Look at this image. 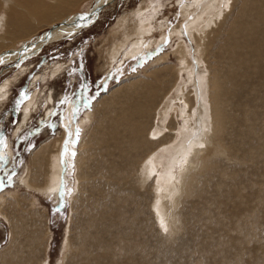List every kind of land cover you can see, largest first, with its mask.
<instances>
[{"label":"rangeland","instance_id":"rangeland-1","mask_svg":"<svg viewBox=\"0 0 264 264\" xmlns=\"http://www.w3.org/2000/svg\"><path fill=\"white\" fill-rule=\"evenodd\" d=\"M241 1L242 4H249V3L250 4L249 7L246 6V9L244 10H240V9L237 10V13L239 10L242 11L238 13V15L242 13L241 15L244 16L243 17L241 15L237 16L239 17V19L237 18L236 21L233 22V26L234 24L237 23L236 24L237 29L234 33L232 32L234 35L230 36L231 38L229 39H233L236 34L237 38H234L236 39V42L234 41V43L232 44H236L238 48H236L235 46V48L231 50L232 53L231 51H229L231 54L230 56L229 54L224 55L228 57H224L219 54H221L223 48L222 45L223 44L226 45L228 42L227 40H223V38L228 39L226 37H229L230 32L228 31V29L230 28V19L220 14L216 15L215 21L206 22L202 27V28L204 27L206 28L208 25L212 27V28L207 27L205 29L206 35L209 36L206 39V42H208L206 46L209 47L213 45V47H217V52L214 51L212 47H210L208 51H205V54L203 56L201 55L200 57L199 56L200 54H198V56L200 57L198 58V56L196 55V50H195L196 47L194 41H191L189 38L187 39V37H189L188 35L187 36L183 35L185 37L182 36V40L184 42V47H186L187 49V50L185 49V52L188 54L186 60L178 56L179 53H175V52H179L176 47L178 40L176 37L172 36L173 33L172 31L175 29H179V24L182 21V15L179 14L181 13L180 12L182 10L181 8L183 7L184 4L189 5L191 1L161 0V3L163 2L162 4H164V6L160 9L158 8L155 9L157 16H155V19L153 20L154 28L152 29L151 34L149 35L150 46L148 48L147 47L143 48L144 51L142 50L141 52L134 53L133 56L132 55L127 56L126 54L123 57V55L129 51V48L127 47L126 50L119 51L118 54L120 55L117 57L118 59L117 61L108 60L107 54L108 52H112V51L111 50L107 51L108 47L106 46L111 39H115L119 35L117 32L118 27L122 23L124 24V22H129V23L133 22L135 17L131 18V16L132 15L135 16L139 12L145 11L148 14L152 13V10H150L149 7L151 2H152L151 7H153V9L158 4V3L156 4L157 0H114L110 4L106 5L103 9H101L97 14V16L93 19L91 24L86 28L73 31L72 33L63 32V34L61 33L60 35L58 34L54 36L52 35L53 37L51 36L52 38H50V41L47 42L45 45H43L40 48V50L37 51L36 53L28 54L25 59L20 61L17 60V57L16 58L14 57L15 58L14 60L11 59L10 61L3 62L0 65V96L1 97L3 95L6 96V98L0 99V190H2L4 193L15 191L14 189H16V187L17 190L19 189L21 190V188H18L20 187L19 184L20 179H23L26 173L27 163L29 162V157L30 154L33 152V149H35L40 143L45 142V140L47 141V139L50 138L49 136H53L54 138L58 137L59 133L64 131L63 125L67 127L66 134L69 133L68 134L69 136L68 135L67 136L68 138L71 139V143L73 144L69 156L70 163L67 162V164L69 165V167L67 165L68 169L72 171L68 170L69 172L65 174L66 180L63 181V184L61 186L63 188L57 192L56 201H54L55 200L54 197L51 198L49 196L48 197L45 196L46 193L44 192L38 193L36 195L37 197H35V202L37 204L36 209L42 211L43 212L42 214L44 215V219L42 220V223L40 222L39 225H37L38 235L36 234L37 236L35 237V241H38L36 239L37 237H39L40 234L39 246L37 247L36 244V247L40 249L38 264H62V263L74 264L76 262V257L74 259H71L72 252H70V250L72 251L73 248L72 243L74 241V236L76 235L77 230H80V225H82L83 222H82V217L79 214L81 210L78 209L76 211L77 215H75L74 217L75 220L71 221L70 224V219L73 213L72 202L70 201L74 198L73 195L77 187L75 185L76 184L75 174L73 173H75V162L79 150L78 145L80 143V139L84 131L86 130L85 128H87L86 125H88L87 121L83 122L82 120L93 110L94 104L98 101L99 97L107 94L103 99L106 100L111 99L112 97H114L113 96L114 93L120 92V90L118 91L114 90L115 91L114 92L113 88H115V86H117L123 80L129 79L131 77L133 80L136 78V80L140 82V85H142V87L146 89L149 88L154 89V87L156 86L157 87L163 86L164 95L161 94L162 95L161 96L159 93H157L156 89L154 92V103H152V107L155 105L154 108L156 112L158 110L157 108H159V106L162 104L160 103L161 102L160 100L163 101L165 97L172 96V98L170 97V99H168L172 101V99L176 98L177 97L176 95L179 94H183L181 95L183 100L181 99V97L178 96L177 100L176 99L173 100V103L176 101L173 106L175 108L176 107L179 108L178 101L179 102L182 101L185 104H187L188 108H191V110L194 109L195 104L194 105L192 104L193 89L191 88L190 84L188 85V80L186 76L187 74L185 69L184 70L181 69L183 67L182 64L183 63L185 64L187 60H188L187 62L188 64H192L194 60L196 61L198 60L199 63L203 61L199 67L198 64L195 67L194 65L195 63H193V70L197 69L195 71H198L200 73H202L203 71V73H205L204 79L206 82L203 80L202 88H204L203 101L207 103L204 102L203 103L204 105L206 104L205 108L208 117V132L210 133V137L212 138H213V134H212L213 125H211L212 122H210L211 117L209 114V102L206 100L209 97V88L207 84V74L209 72V69L211 71H214V73L216 72L218 74L217 78L219 79V82L222 83V84L220 83V90L222 92L218 90L219 91L218 95L220 94L219 96L222 97L220 98L218 96L219 97L218 100L220 99L221 101H223L227 97H229L226 100L227 104H225L226 102L224 101L221 102L220 100L218 101L219 103L218 102L216 103V105L219 106L220 108V109L218 108V111L220 110L219 113L220 118L224 114L222 118H224L223 121L225 124L223 123L224 126L223 125L221 126V132L219 138H222L220 139V144L224 147L226 156L223 158L219 157L218 159H214L215 162L214 160H212L211 165L209 164L207 168L203 169V171H200L199 173H197L198 172L197 169L199 168V163H198L199 161L192 160L194 166L198 165V167L196 166L193 170L195 173L192 174L194 178L191 180L195 182V187L194 190H192V196L189 197L190 199L181 200L182 189L180 187L174 188L175 180L178 179L179 173L183 170V168H186L189 165H187V163L184 162L182 167L181 165H179L169 170L167 172L166 177L167 179H170L169 180L170 183L166 185V187H163L161 181L163 182L164 180L162 175L163 172L162 169L164 168L163 165L165 164V160L164 159L161 160L160 151L158 153L157 151L161 147L173 146V144H175L174 141H176V137L174 135H170V134L167 135L166 132L164 133L166 134L164 137H166L167 143L164 144V146L157 147L156 151H154V153L156 154L154 158V162L155 160L157 161L156 167L158 170L156 171L155 169V171L158 174L154 175L155 176L154 179H156L160 184L154 183L153 186H151L152 187L151 189L154 188V195L151 200L153 204V209L148 210L150 216V225L148 228L142 231L143 234L148 235L147 243L145 242V238L143 237L142 241L139 239L138 241L139 249L137 248V252L138 254H140V257L144 259L146 255L148 259L143 262V260H141L140 257L139 259L134 258L133 263L137 264L138 262V264H142V263L143 264L146 263L148 264H234V263L239 264L241 260L240 264H243L244 262L246 264H264V158H263L264 157L263 155L264 154V139H263L264 138V131H263L264 130L263 127L264 126L263 125L264 124V111H263L264 110V97H263L264 96V92H263L264 89L263 87L264 86V70H263L264 69L263 67L264 66V56H263L264 55V45H263L264 44V31H263L264 30V23H263L264 0H259L260 2L258 0H253L255 2H253L252 0H248V1L246 0L247 2L243 0ZM257 1L259 2V5ZM81 2H79L78 5L79 7L76 6L73 9L74 11L72 10L70 12L71 15L68 14L67 16L62 18L63 20L62 19H60V21L57 20L51 23L49 26L35 31L30 37L19 42L18 44H14V46H12L9 50L1 51L0 55L8 51H17L23 47L25 49L28 48V46L33 45V43L40 36H42L44 32L47 31L49 28L59 25L69 16H73V15L81 16L84 14H88L99 4V2H101V0H87V1L85 0V2L83 1ZM235 2L236 0H229L230 3L229 8L231 7V3L233 6L229 12L233 13L235 11V7H234ZM260 5L263 6L261 7L262 10L260 8ZM256 6L257 8L258 7L259 8L257 9ZM253 7H255V10H253L254 9ZM258 10L260 12H258ZM253 13H255V15ZM250 15H252L253 17H251ZM189 20H192V18H190ZM223 21L225 22V24ZM257 23H260V26L259 24L257 25ZM222 29L224 30V32L222 31ZM256 29H258V31H256ZM238 31L241 34L240 35L241 38H239L240 36ZM244 32H246V34ZM243 34H245V36H243ZM114 35H116V37ZM191 35H194V30H192ZM211 36H212V40L210 38ZM136 37L137 34H135L134 38ZM161 38L163 39L162 42H161L162 40ZM239 39L241 42L239 41ZM243 39H245L243 41L244 43L242 42ZM152 41H154L155 43ZM188 41L190 42L188 43ZM214 41L216 42L215 44ZM218 42L221 43L219 44ZM237 42L239 43L237 44ZM245 45L247 46V49L244 48ZM228 46H231V44H228ZM113 47L114 46H112V49H115ZM192 47H194V49ZM250 48L253 51H251ZM241 49H243L244 54L242 53ZM188 50L192 52L190 53ZM122 51L124 52L126 51V52L124 53ZM254 51L256 55L258 53L259 54L256 56L255 53H253ZM239 52H241L242 55L239 54ZM163 54L164 55L168 54L167 64L164 61L157 60L163 57ZM216 54L218 55V57ZM219 56L222 57V59ZM205 60H207V62ZM149 65L151 67H149ZM155 65L164 66L163 69L164 71L159 73L158 72L159 70H157L156 72H154L153 67ZM145 66L146 68H144ZM53 71H56L55 75ZM245 72L247 73V75ZM149 73L152 74L155 73V74L151 75ZM149 79L152 80V86L151 83L148 82ZM254 79H256V81ZM239 84L241 85L243 84V85L241 86ZM126 85L124 84L120 89L126 88ZM247 85H249V88ZM257 85H258V89H257ZM183 86H185V93H183L182 91ZM245 86H246V90H245ZM173 88H175L176 90L175 89L173 90ZM207 89L208 91H205ZM171 90L173 93L171 92ZM111 91L113 92V95L111 94ZM224 91L225 92L227 91L226 95ZM239 91L240 93H238ZM253 92L256 95H251L253 94ZM37 93L41 95V102L37 103L35 111L32 112L31 114L30 120L26 123V126H24L23 129H21L20 131L19 127H21V125L23 124V117H24L23 113L25 112L24 110L26 108V105L32 100L34 94ZM155 93L159 96L157 97ZM236 93L240 97L236 96L237 95ZM49 94L51 95V103L48 102V98H47ZM206 94H208V96ZM108 95L110 96L108 97ZM256 96L257 99H255ZM248 97L249 98L251 97L252 99H249ZM185 98H188V100H185ZM236 98L239 100V104H237L238 101L236 100ZM103 99L101 100L100 103L105 101ZM235 101H237L236 104ZM252 101H256V102L254 103ZM12 102L14 105L17 102L16 104L17 106L15 108V117L13 118L12 121H10L9 106L12 104ZM105 104L106 103H104V105ZM69 106L71 107L70 112H68ZM103 107L101 106V108ZM234 107H236V110ZM228 108H230L229 110L231 111V113L232 111L234 112L231 114ZM188 110L189 109L186 110L187 113ZM241 112H243L245 115L242 113L243 115L242 116ZM250 113H252V115ZM227 114L229 115L227 116ZM247 114L249 115V118ZM225 115H226V120L229 117L227 120L229 123L226 122L224 117ZM251 117L253 119H251ZM176 119L178 120L177 123H179L180 125L181 121L179 116L175 115V112H173L170 118V125L172 121V125L175 126V129H177L176 127L177 123L175 122ZM249 122L251 123L247 124ZM252 124H254L253 130L251 129ZM254 129L256 130V133ZM252 131H254L253 134ZM233 132H235V134ZM229 133L231 134V136L228 135ZM157 135L158 134L153 133V137ZM226 135L231 137V139ZM232 135L234 136V138H232L233 137ZM158 137L160 136H157L156 139ZM226 137H228L229 139ZM202 139L200 138L201 142L204 141ZM225 140L228 141L225 142ZM49 142L52 143L53 141H49ZM233 147H235L236 149ZM199 149L201 152L199 151L198 156L201 157L202 159V157H204V154L203 156L201 154L202 153L206 154L209 148L207 150L206 145H201ZM41 154L43 155V159L40 161V163H41V172H43L47 170L45 168L46 167L45 163L49 158V153L47 151H43ZM158 165H161L162 168L158 167ZM212 165L213 166L215 165L214 168ZM226 165L229 166L227 167ZM216 166H218L217 169L219 171L216 169ZM226 170L227 172L229 170V172L227 173ZM211 173L212 175H210ZM91 174H93L92 169H91ZM21 175L23 177H21ZM208 176L209 179H207ZM221 176L223 177L221 178ZM72 178L74 180H72ZM140 180L142 181L141 175H140ZM202 180H204L205 182ZM252 180L255 182V184ZM40 181H42V178L40 179ZM206 183H208V185ZM20 190L19 192L27 195V197L29 196L28 192H26L25 190H21V191ZM2 191L1 193H3ZM176 191L179 194L175 195ZM219 192H220L219 195H221L222 197L218 195ZM228 192L230 193L226 195ZM233 193L236 194L233 195ZM161 195H163L162 198L160 197ZM69 197L71 198L68 199ZM149 197L150 196H148V199ZM60 198L62 199L61 203H59ZM235 199H238L239 201ZM163 200L165 201L163 202ZM167 207H169L170 210ZM218 208L221 209L218 211ZM229 212H230V217H229ZM227 215L228 217L226 218ZM238 215L241 217V219L240 217H238ZM203 216H204V220H203ZM162 222L165 223L162 224ZM238 226L239 228L240 227L241 228L240 229L237 228ZM252 229L254 230L252 231ZM246 230L248 231L246 232ZM167 233H171V234H167ZM22 239L23 236L20 237V240ZM235 239H237V241ZM68 240L71 241L69 242L70 244L69 250H68ZM66 241L67 244L65 243ZM7 243H8V229L5 223L3 222L0 223V250H2L7 245ZM29 243H30V238H27V245ZM242 244L244 247L239 246ZM45 246L47 247L46 250H45ZM78 246L79 244L77 245L76 243L75 245L76 248H74L75 251ZM65 247L67 249H65ZM206 247L208 249L204 251ZM242 247L243 250L241 249ZM150 249L151 251L154 249L152 253H150L151 252ZM260 249L261 252H259ZM225 252H228V254ZM257 252L259 255L257 254ZM212 253L214 254L216 253V254L213 255ZM244 253L246 256H244ZM228 256H230L231 260ZM140 260L142 261V263ZM149 261L151 263H149Z\"/></svg>","mask_w":264,"mask_h":264},{"label":"bare ground","instance_id":"bare-ground-1","mask_svg":"<svg viewBox=\"0 0 264 264\" xmlns=\"http://www.w3.org/2000/svg\"><path fill=\"white\" fill-rule=\"evenodd\" d=\"M81 1L85 2V0H0V52L9 50L12 46H14V44H18L19 42L30 37L35 31H37L41 28L47 27L51 23H53L57 20L60 21V19L67 16L68 14H70V12L76 6H78L79 2H81ZM107 1L108 0H106V2ZM189 1H191V3L189 5L184 4L183 7L181 8L182 10L180 9L181 13H179V14L182 15V21L179 24V29H175L172 31L173 32L172 36L176 37L178 40L176 47H177V50L179 52H175V53H179L178 56H180L182 59L186 60L188 53L185 52L186 47H184V42L182 40L183 35H185V36L188 35L189 37H187V39L189 38L191 41H194L197 56H198V54H200L199 55L200 57H201V55L203 56L205 54V51H208V49L210 47H212L214 49V51L217 52V47H213V45H211L209 47L206 46V44L208 43V42H206V39L209 36L206 35L205 29L207 27H210V26L208 25L206 28L205 27L202 28V27L206 22L215 21L216 15L220 14V15L230 19V28L228 29V31L230 33H229V37H226L228 39L223 38V40H227L228 42L226 45L221 44L223 46V48H222L221 54H219V55L224 56L225 54H229V56H230L231 54L229 51L233 50L235 48V46H236V48H238L236 44H232V43H234V41L236 42V39H234V38H237L236 34H235V37L233 39H229V38H231L230 36L234 35L233 33L237 29L236 28L237 23L234 24V26H233V22H235L237 18L239 19V17H237V16L242 14L241 13L238 15V13L242 12L240 10L246 9V6L249 7L250 3L249 4H242L241 0H236L235 5H234L235 11L232 13V12H229L231 10V8L233 7L232 3H231V7L229 8V4H230L229 0H189ZM243 1H246V0H243ZM103 2H104V0H101V2H99V4L92 11H94V10H96V8L100 7ZM253 2H255V1H253ZM259 2H258V5H259ZM162 3H161V0H157V2H156L157 6L153 9V7H151V4H152V2H151L149 7H150V10H152V13H150L151 11L149 12L150 14H148L145 11L139 12L135 16L134 15L131 16V18L135 17L134 20L132 19L133 22H131V23L124 22V24L122 23L123 25L121 24L118 27L117 32L119 35L117 37H116V35H114L116 38L111 39L110 42H108V44L106 46V47H108L107 51L108 50L112 51V52H108V54H107L108 60L117 61L118 60L117 57L120 55V54H118L119 51L126 50L127 47L129 48V51L128 52L125 51L126 53L124 51H122L125 53L123 55V57L126 54H127V56H131V55L133 56L134 53L141 52L143 50V48H146V47L148 48L150 46L149 35L151 34L152 29L154 28L153 20L155 19V16H157L155 9L156 8H158V9L162 8L164 6V4H162ZM263 6L260 5V8ZM253 8H254L253 10H255V7H253ZM256 8H257V6H256ZM238 9H240V10L237 13ZM261 10H262V8H261ZM92 11H90V12H92ZM258 12H260V11L258 10ZM253 14L255 15V13H253ZM85 15L86 14L81 15V16L80 15L69 16L66 20H64L63 22H61L59 24V25H62L61 27H58L54 31H52L51 36L52 35L54 36L56 34L60 35L61 33L63 34V32L64 33H72L73 29L71 28L70 25L77 26V25L83 23L85 21V19H84ZM250 16L253 17L252 15H250ZM190 18H192V20H189ZM242 20H244V19H242ZM263 20H264V18H263ZM65 22H66V24H63ZM263 23H264V21H263ZM224 24H225V22H224ZM258 24L260 26V23H257V25ZM59 25H57V26H59ZM57 26H55V27H57ZM226 26H227V24H226ZM52 28H49L48 30H50ZM210 28H212V27H210ZM217 28H218V26H217ZM192 30H194V35H191ZM250 30H252V29H250ZM222 31L224 32L223 29H222ZM239 31H238V33H239ZM256 31H258V29H256ZM114 33H116V32H114ZM208 33H209V31H208ZM218 33H219V31H218ZM244 33L246 34V32H244ZM135 34H137L136 38H134ZM215 34H217V33H215ZM245 34H243V36H245ZM240 35L241 34L239 33V36ZM51 36H50V38L53 37V36L52 37ZM185 36H183V37H185ZM226 36H228V35H226ZM248 36H250V35H248ZM43 38L44 37L38 38L33 43V45L28 46V48H26V49L23 47L17 51H8L6 53H3L2 55H0V65L3 62L10 61L11 59L14 60L16 57H17V60L20 61V60L25 59L28 54L36 53L37 51L40 50V48L43 45H45L47 43V41H43ZM50 38L48 39V42L50 41ZM210 38L212 40V36ZM239 38H241V36ZM213 39H215V38H213ZM244 40L245 39H243L242 42ZM247 40H248V38H247ZM162 41H163V39L161 40V42ZM239 41H240V39H239ZM152 42H154V41H152ZM189 42L190 41H188V43ZM186 43H187V41H186ZM215 43L216 42L214 41V44ZM238 43L239 42H237V44ZM246 43H247V41H246ZM228 44H231V46H228ZM253 44H254V42H253ZM216 45H218V44H216ZM112 46H114L113 48H115V49H112ZM242 46H243V44H242ZM245 46H244V48L247 49V46L246 47ZM255 46H253V47H255ZM192 48L194 49V47H192ZM250 49H248V50H250ZM220 50H221V48H220ZM239 50H240V48H239ZM241 50L243 53V49H241ZM188 51L190 52V50H188ZM251 51H253V50L251 49ZM17 52H20V54H17ZM231 53H232V51H231ZM253 53H255V51ZM104 54H106V53H104ZM239 54H241V52H239ZM255 55H256V53H255ZM199 56H198V58H200ZM217 57H218V55H217ZM224 57H228V56H224ZM245 57H246V55H245ZM220 58L222 59V57H220ZM230 58H232V57H230ZM252 58H251V60H252ZM167 59H168V54L167 55L163 54V57H161L160 59H157V60L158 61L159 60L164 61L167 64V61H168ZM205 59H206V57H205ZM184 60H182V61H184ZM205 61L207 62V60H205ZM253 61H254V59H253ZM187 62H188V60H187ZM187 62H185L186 65L184 63L182 64L183 67L181 69L182 70L185 69L186 74H187L186 76H187V80H188V85L190 84L191 88L193 89L192 90V92H193L192 93L193 94L192 104L193 105L195 104L194 109L191 110V108H188L187 104H185L182 101L181 102L178 101L179 108L176 107L177 108L176 109L173 106L176 101L173 103V100H175V99L177 100L178 96L181 97V99L183 100V98L181 96L183 94H179V95H176L177 97L172 99V101L168 100V99H170V97L172 98V96L165 97L163 101L160 100L161 102L160 101L159 102L162 104L159 106V108H157L158 110L156 112V110L154 108L155 105L152 107V103H154V92L156 89L157 93H159L160 95L161 94L164 95L163 86H160V87L156 86V87H154V89H151V88L146 89V88H143L142 85H140V82L138 80H136V78L133 80L131 77L129 79L123 80L121 83H119L117 86H115V88H113V91L114 90H116V91L120 90V92L119 93L116 92L113 95V92L111 91V94L114 96L111 99H109V100L103 99L107 94L99 97L98 101L94 104L93 110L82 120L83 122L87 121L88 125H86L87 128H85L86 130L84 131V133L80 139V143L78 145L79 150H78V155H77L76 162H75V173H73V174H75V180H76V184L75 183H73V184H75L77 187L75 186L76 189H75V193L73 195L74 198L70 201V202H72V212L73 213H72L71 219L69 218L70 224H71V221L75 220L74 217H75V215H77L76 211L78 209L81 210V212L79 214L82 217L83 224L80 225V230H77L78 228L76 229L77 232L74 230L76 232V235L74 236V241L72 243V245H73L72 251L70 250V252H72L71 253V259H74L76 257V262L74 264H135V263H133V259L134 258L139 259L140 254H138V252H137V248L139 246L138 241H139V239L142 241V238L144 237L145 242L147 243L148 235L143 234L142 231L149 227L150 216H149L148 210L153 209V204H152L151 200H152V197L154 195V188L151 189L152 188L151 186H153L154 183H159L156 179H154V177H155L154 175L158 174L156 172V171H158L157 167H156L157 161L155 160V162H154V158L156 155L154 153V151H156L157 147L164 146V144L167 143L166 137H164L166 135V134H164L165 132L167 133V135L168 134L174 135L176 137V141H174L175 144H173V146L161 147L157 151V153L160 151L161 160L162 159L165 160V164L163 165L164 168L162 169L163 170L162 175H163L164 180H163V182L161 181V184L163 185V187H166V185H168L170 183L169 182L170 179H167V177H166L167 172L169 170L173 169L175 166L181 165V167H182L183 163L186 162L187 165H189V166H187L186 168H183V170L179 173V177H178V179L175 180V185H174V188L180 187L182 189V193H181L182 199L181 200L190 199L189 197L192 196V190H194V187H195V182H193L191 180L194 178L192 174H194L195 172L193 170L196 166L198 167V165L194 166L192 160L199 161L198 162L199 168L197 169L198 170L197 173H199L200 171H203V169L207 168L209 164L211 165L212 160L218 159L219 157L223 158L226 156L224 147L220 144V139H222V138H219L220 132H221V126L224 123V121H223L224 118H222V116L224 114L222 115V112H221L222 116L220 118V114H219L220 110L218 111L219 106L216 105V103L220 100V99L218 100V98L222 97V96H219L220 94L218 95V92H219L218 90H220V83H221V82H219V79L217 78L218 74L216 72L214 73V71H211L210 69H209L210 73L208 72V74H207V84H208V88H209V97L206 100L209 102V114L211 117L210 122H212L211 125H213V127H212L213 138H212V137H210V133L208 132V117H207L206 108H205L206 104L204 105V103H207V102L203 101L204 100V95H203L204 88H202V83H203V80L205 81V79H204L205 73H203V71H202V73L195 71L197 69L193 70V63H195L194 64L195 67L197 66V64L199 67L203 61L201 63H199L198 60L197 61L194 60L192 64H188ZM209 64H210V62H209ZM110 65H111V63H110ZM161 65H155L153 67L154 72H156L157 70H159L158 71L159 73L164 71L163 70L164 66H161ZM149 67H151V66L149 65ZM144 68H146V66ZM144 68H142V69H144ZM150 71H151V68H150ZM254 71H255V69H254ZM53 72L55 75L56 71H53ZM141 72H143V71H141ZM149 74L154 75L155 73H153V74L149 73ZM246 75H247V73H246ZM155 78H156V76H155ZM254 80L256 81V79H254ZM148 82H150L151 86H152V80L149 79ZM124 84L125 85L127 84L126 88L123 87L124 89H120ZM261 84H262V82H261ZM239 85H241V84H239ZM247 86L249 88V85H247ZM237 87H239V86H237ZM2 88H4V87H2ZM261 88H262V86H261ZM174 89L175 88H173V90ZM236 89H235V91H236ZM252 89H253V87H252ZM257 89H258V85H257ZM245 90H246V86H245ZM182 91H183V93H185V86H183ZM205 91H208V89ZM251 91H253V90H251ZM171 92H172V90H171ZM226 92L224 91L225 95H226ZM249 92H250V90H249ZM263 92H264V89H263ZM206 93H208V92H206ZM228 93H229V91H228ZM238 93H240V91ZM249 94H251V93H249ZM206 95L208 96V94H206ZM251 95H256V94L253 92V94H251ZM109 96L110 95H108V97ZM158 96L159 95H157V97ZM236 96H239V95L237 94ZM259 96H260V94H259ZM4 98H6L5 95H3L2 97L0 96V99H4ZM47 98H48V102L51 103V95L50 94L47 96ZM227 98H229V97H227ZM227 98L223 101L226 102ZM237 98H236V100L238 102L235 101V104H236V102H237V104H239V100ZM102 99L105 101L100 103ZM249 99H252V98L250 97ZM249 99H248V101H249ZM255 99H257V96ZM185 100H188V98H185ZM223 101H221V102H223ZM232 101H233V99H232ZM39 102H41V95H39L38 93L34 94L32 100L26 105V108L24 110L25 112L23 113L24 114L23 124L21 125V127H19L20 131H21V129H23L24 126H26V123L30 120L31 114H32V112L35 111L37 103H39ZM252 102L255 103L256 101H252ZM104 103H106V104L104 105ZM244 103H245V101H244ZM225 104H227V102ZM101 106L102 107L104 106V107L101 108ZM223 106H224V104H223ZM237 106H239V105H237ZM229 107H230V105H229ZM236 107H234L235 110H236ZM250 108H251V105H250ZM70 109H71V107L69 106L68 112H70ZM187 109H189L188 113L186 112ZM229 109L230 108H228V110ZM242 109H241V111H242ZM173 112H175V115L179 116L180 121H181V123L179 125V123H177L178 120L177 119L175 120V122L177 123V125H176L177 129H175V126L172 125V121H171V125H170V118H171V114ZM233 112L234 111H232V113ZM230 113H231V111H230ZM242 113L243 112H241V115H242ZM250 114L252 115V113H250ZM228 115L229 114H227V116ZM224 117L226 120V115ZM228 118H227V120H228ZM248 118H249V115H248ZM253 118H254V116H253ZM253 118L251 117V119H253ZM243 119H244V117H243ZM227 120H226V122H228ZM241 122H243V121H241ZM251 122H253V121H251ZM251 122H249L247 124H250ZM238 123H239V121H238ZM63 126H64L63 127L64 131L61 132L62 134L59 133L58 137H56V138H54L53 136H49L50 138L47 139V141L45 140V142L40 143L35 149H33V152L30 154L29 162L27 163L26 173H25L24 177L21 175V177H23V179L19 178L20 179V183H19L20 187H18V188H21V190H25L26 192H28L29 196L27 197V195L19 192L20 189L17 190V187H16V189H14L15 191H10L8 193H4L3 191H2L3 193H1V191H0V223L4 222L5 225L7 226V229H8V243L2 250H0V264H38V260H39V256H40V249H38L37 247L39 246V243H40V234H39V237H37V239H36L38 241H35V237L38 235L37 234V232H38L37 225H39L40 222L42 223V220L44 219V215L42 214L43 213L42 211L36 209L37 204L35 202V197H37L36 195L38 193L44 192V193H46L45 196H47V197L49 196L51 198L54 197L55 198L54 201H56L57 192L63 188L61 186L63 184V181L66 180L65 174H67L69 172L68 170H70V169H68L69 165L67 164V162L70 163V157L69 156H70V152H71L72 147H73L72 146L73 144L71 143V139L68 138L69 133L66 134L67 127L65 125H63ZM253 126H254V124H252V127H251L252 130H253ZM244 127H245V125H244ZM244 129H246V128H244ZM255 129H257V128H255ZM200 130L204 131V132H201ZM253 132L254 131H252V134H253ZM153 133L158 134L157 136H160V137H158L156 139L157 136L153 137ZM223 133H221V134H223ZM233 133L235 134V132H233ZM255 133H256V130H255ZM228 135L231 136L230 133ZM228 135H226V136H228ZM239 135H241V134H239ZM198 136H199V138H198ZM243 136H245V135H243ZM243 136H242V138H243ZM228 137H226V138H228ZM200 138L201 139L203 138L202 140H204L203 142H205V143L201 142ZM229 138L231 139V137H229ZM232 138H234V136ZM246 140H248V139H246ZM49 141H53V142L50 143ZM226 141H228V140H225V142ZM235 144H236V142H235ZM201 145H206L207 150L209 148V150L206 152V154L205 153L201 154L202 156L204 154V157H202V159H201V157L198 156L199 151H200L199 147ZM258 147H261V146H258ZM204 148H205V146H204ZM233 148H235V147H233ZM43 151H47L49 153V158L47 159V162L45 163L46 164L45 168L47 170L41 172L40 161L43 159V155L41 154ZM202 151H203V149H202ZM240 152H241V150H240ZM242 152H243V150H242ZM216 161H218V160H216ZM214 162H215V160H214ZM67 165H68V167H67ZM214 166H213V168H214ZM158 167L162 168L161 165H158ZM217 167L218 166H216V169H217ZM213 168H211V169H213ZM91 169L93 171V174H91ZM155 169H156V171H155ZM231 170H232V168H231ZM70 171H72V170H70ZM226 172H227V170H226ZM228 172H229V170H228ZM140 175H141L142 181L140 180ZM210 175H212V173ZM209 176L207 179H209ZM222 177L223 176H221V178ZM258 177H259V175H258ZM41 178H42L43 182L40 181ZM72 180H74V179L72 178ZM204 180H202V181H204ZM226 181H227V179H226ZM243 183H245V182H243ZM250 183H251V181H250ZM206 184L208 185V183H206ZM254 184H255V182H254ZM260 185H261V183H260ZM196 187H197V184H196ZM258 189H260V188H258ZM225 191H227V190H225ZM229 193L230 192H228L226 195H228ZM176 194H179V193L176 191L175 195ZM219 194H220V192L218 193V195ZM234 194H236V193H233V195ZM148 196H150L149 199H148ZM162 196L163 195H161L160 197L162 198ZM219 196L222 197L221 195H219ZM244 197H245V195H244ZM70 198L71 197H69L68 199H70ZM161 198H160V200H161ZM240 199H242V198H240ZM235 200H238V199H235ZM164 201L165 200H163V202ZM247 201H249V200H247ZM173 204H171V205H173ZM241 205H242V202H241ZM168 206H170V205H168ZM220 207H222V206H220ZM167 208L169 209V207H167ZM192 209H194V208H192ZM220 209L218 208V211ZM190 210H191V208H190ZM236 210H238V209H236ZM159 212H157V213H159ZM230 212H231V210H230ZM230 212H229V217H230ZM234 213H235V210H234ZM236 213H237V211H236ZM160 214H162V213H160ZM152 215H154V214H152ZM251 215H253V214H251ZM227 217H228V215L226 216V218ZM236 217H237V214H236ZM238 217H240V216L238 215ZM208 219H209V217H208ZM240 219H241V217H240ZM155 220H156V217H155ZM203 220H204V216H203ZM238 220H239V218H238ZM76 221H78V220H76ZM164 223L162 222V224H164ZM160 224H161V222H160ZM199 224H200V222H199ZM208 224H210V223H208ZM159 226H161V225H159ZM239 226L237 228H239ZM206 227H209V226H206ZM253 230L254 229H252V231ZM167 231H168V229H167ZM247 231L248 230H246V232ZM259 232H261V231H259ZM225 233H227V232H225ZM167 234H171V233H167ZM214 234H213V237H214ZM22 236H23L24 240L23 239L20 240V237H22ZM66 236H67V234H66ZM232 237H234V236H232ZM232 237H230V238H232ZM27 238H30V243L28 245H27ZM259 239H260V237H259ZM46 240H47V238H46ZM235 240L237 241V239H235ZM69 242H71V241L68 240V250L70 248ZM260 242H263V241H260ZM65 243L67 244V241ZM76 243H77V245L79 244V246L77 247V249L75 251L74 248H76L75 247ZM36 244H37V247H36ZM63 245H65V244H63ZM239 246H243V244L239 245ZM243 247L241 248L242 250H243ZM46 249H47V247L45 246V250ZM65 249H67V248L65 247ZM207 249L208 248L206 247V249L204 251H206ZM147 250H149V249H147ZM150 251H151V249H150ZM152 251L150 253H152ZM259 252H261V249ZM218 253H220V252H218ZM225 253L228 254V252H225ZM212 254L215 255L216 253L215 254L212 253ZM257 254H258V252H257ZM150 256H152V255H150ZM244 256H246L245 253H244ZM145 257H146V259H145ZM145 257H144V259H142L140 257V259L143 260V262H144L145 260L148 259L146 255H145ZM228 257L230 258V256H228ZM229 258H228V261H229ZM234 259H236V258H234ZM224 260H226V259H224ZM230 260H231V258H230ZM255 260H256V258H255ZM221 261H222V259H221ZM141 263H142V261H141ZM149 263H151V262L149 261ZM240 263H241V260H240ZM242 263H243V261H242ZM137 264H138V262H137ZM146 264H148V263H146Z\"/></svg>","mask_w":264,"mask_h":264},{"label":"water","instance_id":"water-1","mask_svg":"<svg viewBox=\"0 0 264 264\" xmlns=\"http://www.w3.org/2000/svg\"><path fill=\"white\" fill-rule=\"evenodd\" d=\"M109 1V2H108ZM107 2H106V0H104V2L102 3V5L100 6V7H98V8H96V10H94V11H92V12H90V13H88V14H86L85 15V17H84V19H85V21L83 22V23H81V24H79V25H77V26H72V25H70L71 26V28L73 29V31H77V30H79V29H82V28H86L87 26H89L90 24H91V22L93 21V19L97 16V14L99 13V11L101 10V9H103L106 5H108V4H110L112 1H114V0H108ZM83 19V20H84ZM63 24H66V22L65 23H63ZM62 25H59V26H57V27H53L52 29H50V30H48V31H46L42 36H40L39 38H41V37H44L43 38V41H47L48 42V39L50 38V36H51V34H52V31H54L56 28H58V27H61ZM75 29V30H74ZM23 50V49H22ZM21 50V51H22ZM14 54V53H13ZM17 54H20V52H17ZM61 198H60V200H59V203H61Z\"/></svg>","mask_w":264,"mask_h":264},{"label":"flooded vegetation","instance_id":"flooded-vegetation-1","mask_svg":"<svg viewBox=\"0 0 264 264\" xmlns=\"http://www.w3.org/2000/svg\"><path fill=\"white\" fill-rule=\"evenodd\" d=\"M20 93H21V90H20ZM16 104H17V102H16ZM16 104L14 105L12 102V104L9 106V113H10L9 119H10V121H12L13 118L15 117V108L17 106ZM0 191H2V190H0Z\"/></svg>","mask_w":264,"mask_h":264}]
</instances>
